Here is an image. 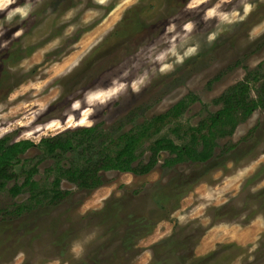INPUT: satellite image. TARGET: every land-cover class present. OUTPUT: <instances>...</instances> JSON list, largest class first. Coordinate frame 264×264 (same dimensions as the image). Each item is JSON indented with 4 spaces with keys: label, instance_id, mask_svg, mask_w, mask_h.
<instances>
[{
    "label": "rangeland",
    "instance_id": "374dc122",
    "mask_svg": "<svg viewBox=\"0 0 264 264\" xmlns=\"http://www.w3.org/2000/svg\"><path fill=\"white\" fill-rule=\"evenodd\" d=\"M134 5L138 7L131 14L138 12L147 21L133 38L134 50L126 58L121 52L103 61L107 64L95 73L96 80L84 78V65L108 53L119 40L107 36ZM263 36L264 0H4L0 6V138L10 136L11 144L40 143L75 131L73 140L79 142L83 138L79 129L102 125L115 139L193 93L201 101L155 136L183 143L172 131L176 125H197L218 109L212 101L243 79L247 69L263 68ZM131 111L136 113L134 122H127L122 131L109 129ZM251 129L252 141L239 143ZM153 139L140 148L144 160ZM111 142L107 139V148ZM228 143H238L228 158L183 164L166 175L159 167L148 175L109 171L104 173L105 183L93 191L78 190L63 179L62 188L74 192L71 197L57 207L38 209L25 224H13V237L0 233V264H72L94 249L95 240L110 237L90 219V212L105 211L107 205L119 209L115 200L122 197L126 210L158 216L152 193L157 184L179 173L187 175L186 180L196 177L197 185L139 241L140 252L127 264H179L161 260L165 254L161 249L168 253L169 248L153 250L154 244L173 233L196 243L197 257L215 252L206 264H264V200L254 196L264 187V176L245 186L264 164V109L256 110L232 136L220 141L221 146ZM95 144L62 154L61 164L83 162ZM38 156L42 162L36 178L50 187L55 174L49 169L58 158L41 148L21 155L15 168L35 165ZM165 156L164 152L161 159ZM181 181L177 180L179 185L185 184ZM26 197L13 199L3 189L0 208ZM227 203L234 213L214 219L212 208ZM30 222L38 229H30ZM69 228L77 229L76 237L64 252L54 239L59 244V232Z\"/></svg>",
    "mask_w": 264,
    "mask_h": 264
},
{
    "label": "trees",
    "instance_id": "16d2710c",
    "mask_svg": "<svg viewBox=\"0 0 264 264\" xmlns=\"http://www.w3.org/2000/svg\"><path fill=\"white\" fill-rule=\"evenodd\" d=\"M197 99H199L197 95L190 93L167 112L157 114L151 121L138 126L136 131L122 134L115 139L112 138L113 133L95 127L78 130L79 135L83 137L79 142L73 140L75 131L67 133L65 138L60 135L53 139L42 140L40 143L22 140L16 144H11L10 136L0 138V192L6 189L12 198L28 193L25 200L14 202V210H11L9 205L0 208V224L3 226L0 233L2 231L7 232L9 228L14 226L13 224H19L23 221L25 224L38 209L57 207L64 199L71 197L74 192L62 188L63 179L72 182L78 190L93 191L105 183V171L118 170L133 171L135 174L143 173L136 170L132 164L138 159L136 152L142 146L144 139L159 134L164 125V120L169 117L178 119L190 103ZM215 102H221V107L206 116L197 125L183 127V125L178 124L172 129L173 133L184 140L183 143H178L169 136H162L155 140L150 146L152 156L150 157L151 166L149 165L148 169L158 163L163 150H168L172 154V156L164 159L165 175L175 169L178 170V167L183 164H206L213 162V160L228 158L238 143H228L221 146V139L232 136L239 124L249 118L256 110L264 109V67L260 66L259 69L250 71L245 81L229 87ZM253 133L251 129L239 143L252 141L250 139H253ZM107 139L112 140L111 148H107ZM86 143L89 146L94 143L97 144L94 145L93 150L89 148V155L83 162L71 163L67 167L61 164L62 154L74 151L78 146H84ZM35 147H39L44 153L58 158L56 164L49 169L50 173L55 174L50 187L43 186L36 178L42 156H38L39 160L35 165H23L19 171L15 168V163L20 161L21 155ZM263 176L264 164L247 179L245 186L251 185ZM190 178L192 179L186 180L187 175L179 173L175 177L172 175L165 183L160 182L157 185L152 193V198L155 206L159 209L158 216L160 218L153 213L144 214L126 210L122 200H115L120 202L119 209L115 210L107 205L105 211L90 212L88 215L90 219L96 220L103 230L106 229L105 232L110 237L108 241L102 240L105 241L103 243L102 241L98 242V239L95 240L94 249L87 251L81 259H75L72 264H127L132 256L140 252L139 241L154 230L159 219L168 216L167 211L169 209H177L181 198L197 185L196 177ZM177 180H182L181 183L185 184L179 185ZM11 182H13L12 187H10ZM254 196L264 200V187L256 190ZM248 199H246L247 204L249 203ZM211 211L214 219L224 218L234 213L231 203L213 207ZM32 225L30 222V229L36 227ZM76 230L69 228L67 232H59L60 235L57 237L59 244L54 239L56 246L63 245L61 250L66 252L67 248L70 247L68 241L73 237L72 235ZM177 236V233H173L154 244L155 253H157L159 246L169 248L168 253L161 249L162 253L166 254H161L162 261L170 263L174 259L179 264H206L214 258L215 252L205 257L195 256L194 246L196 243H187L189 241L186 237L178 239ZM172 251L173 254L170 256Z\"/></svg>",
    "mask_w": 264,
    "mask_h": 264
},
{
    "label": "flooded vegetation",
    "instance_id": "af4514ba",
    "mask_svg": "<svg viewBox=\"0 0 264 264\" xmlns=\"http://www.w3.org/2000/svg\"><path fill=\"white\" fill-rule=\"evenodd\" d=\"M138 7V5H134V6H130L129 8H127L126 9V11H125V13H124V15H123V17L121 18V20H120V22H119V24H118V26L113 30V31H111L110 33H109V35L107 36V38H118L119 40L116 42V44L115 45H113L112 47L113 48H111V50L108 52V53H105V54H102V55H99L98 57L99 58H97L96 59V61L95 62H93V61H89L88 62V64L87 65H84V70H81L82 71V73L84 74V78H87L89 81H93V80H96L97 78H98V76H96V77H94V75H95V73H97V72H99V70H101V67L103 66V65H106L107 63H104L103 61H105V60H108V59H110L111 57H114L116 54H118V53H121L122 52V56L123 57H127L126 55L128 54V51L129 50H131V49H133L134 48V44H136V41H134L133 40V38L137 35V32L139 33V31L142 29V27H144V26H142L145 22H147L144 18H142V16H140V14H138V15H132L131 13H135V10L136 9H132V8H137ZM139 13H141L140 11H139ZM142 24V25H141ZM138 27V28H137ZM168 26H166L165 28H167ZM106 38V39H107ZM262 40L264 41V36L262 37ZM134 50V49H133ZM132 51V50H131ZM130 51V52H131ZM129 52V53H130ZM133 53H136V52H131V54H133ZM129 55V54H128ZM91 56H93V52L90 54V57ZM259 65L256 67V68H254V69H259ZM263 67H264V65H263ZM254 69H247L246 70V74H245V76L243 77V79H241V80H239V81H237L236 83H234V84H232L231 86H233V85H235V84H237V83H239V82H241V81H245L247 78H248V75H249V73H250V71H253ZM82 77V78H83ZM230 86V87H231ZM109 88V87H108ZM242 88H243V86H242ZM190 93H188L185 97H187L188 95H189ZM222 95V94H221ZM220 95V96H221ZM199 98V97H198ZM218 98V97H217ZM217 98H215L212 102H213V104H215V105H218L219 107H218V109L221 107V102L220 103H218V102H215V100L217 99ZM183 99V98H182ZM181 100V99H180ZM179 100V101H180ZM179 101H177L176 103H178ZM198 101H201L200 99H197V100H195V101H192L191 103H190V105H189V107L191 106V104H193V103H195V102H198ZM175 103V104H176ZM174 104V105H175ZM173 105V106H174ZM173 106H171L168 110H170ZM188 107V108H189ZM187 108V109H188ZM135 109H141V107L139 106L138 108H135ZM186 109V110H187ZM217 109V110H218ZM167 110V111H168ZM166 111V112H167ZM215 112V111H214ZM211 114V113H210ZM209 114V115H210ZM80 115V114H79ZM78 115V116H79ZM157 115V114H156ZM156 115H154V116H152L151 118H149V119H146L145 121H143V122H141V123H139V126H141V125H143V124H145L146 122H148V121H151L152 119H153V117H155ZM208 115V116H209ZM181 116V115H180ZM204 118H206V117H204ZM204 118H202L203 120H204ZM136 119V113L134 112V111H131V112H129V114L125 117V119H121V120H118V121H115V122H113V124L111 125V126H109V129H111V130H117L118 128H119V130L120 131H122V129L127 125V124H130L131 122H134V120ZM201 119V120H202ZM172 120H174V118H172V117H169V118H167L166 120H164V125H163V127H162V129H161V131L163 130V128H164V126L166 125V124H168L170 121H172ZM200 120V121H201ZM199 121V122H200ZM127 122H130V123H127ZM198 122V123H199ZM102 126V125H101ZM101 126H93V128L95 127L96 129H101L102 127ZM90 128H92V127H89L88 129H90ZM103 129V128H102ZM79 130H83V128L82 129H79ZM104 130V129H103ZM137 130V128L136 129H134V130H128V131H123V132H120V134H118V137L120 136V135H122V134H125V133H128V132H131V131H136ZM85 132V131H84ZM78 134H79V132H78ZM248 134V133H247ZM246 134V135H247ZM155 136H157V134L155 135ZM150 137V138H145L144 139V142H143V144H142V146L145 144V142H147V141H149V140H152L153 138H155V139H153V142L155 141V140H157L159 137ZM162 136H166V135H162ZM162 136H160V137H162ZM170 137V136H169ZM171 138H173V137H171ZM174 139V138H173ZM153 142H151V144L153 143ZM151 144L148 146V151H149V157H148V159L147 160H144V159H142V156H144V150H141L140 148H138L137 149V152H136V154H137V156H138V159L135 161V162H133V167H136V170H138L139 172H143V173H141V174H135L133 171H118V170H112V171H118V172H121V173H128V172H130V173H133L134 175H148L149 173H152L154 170H155V168H157V167H159V168H161V170H162V172L161 173H166V169L163 167V164H164V159L165 158H168V157H170V156H172V154H171V152L170 151H168V150H163L162 151V153H161V157H162V155H163V153L165 152V153H167V155L168 156H165L163 159H161V157H160V159H159V161H158V163L157 164H155V165H153L152 167H151V169H148L149 168V165L151 166V164H150V157L152 156V151H151V148H150V146H151ZM145 171V172H144ZM106 172H109V171H105L104 173H106ZM167 174H169V173H167ZM162 183V182H161ZM12 185H13V182H11L10 183V187H12ZM158 185V184H157ZM21 195H27L28 196V193L27 194H21ZM21 195H19L18 197H20ZM11 198H12V196H10ZM17 197V198H18ZM13 199H15V198H13ZM123 198L122 197H120V198H117V200H122ZM153 199V198H152ZM123 201V200H122ZM12 204H14V202L12 203ZM15 205H12L11 207H10V209L11 210H14L15 209V207H14ZM13 234V228L11 227V228H9L8 230H7V232H6V235L7 236H11ZM73 237L68 241V244L69 245H71V242L75 239V237H76V235H72Z\"/></svg>",
    "mask_w": 264,
    "mask_h": 264
},
{
    "label": "clouds",
    "instance_id": "9594fccd",
    "mask_svg": "<svg viewBox=\"0 0 264 264\" xmlns=\"http://www.w3.org/2000/svg\"><path fill=\"white\" fill-rule=\"evenodd\" d=\"M4 0H0V6H3Z\"/></svg>",
    "mask_w": 264,
    "mask_h": 264
}]
</instances>
